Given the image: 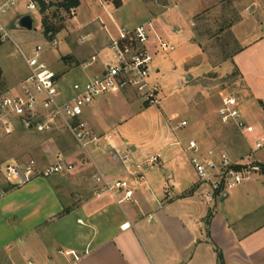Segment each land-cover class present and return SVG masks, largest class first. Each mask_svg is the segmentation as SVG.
Instances as JSON below:
<instances>
[{
    "label": "rangeland",
    "instance_id": "obj_1",
    "mask_svg": "<svg viewBox=\"0 0 264 264\" xmlns=\"http://www.w3.org/2000/svg\"><path fill=\"white\" fill-rule=\"evenodd\" d=\"M60 1L63 0L57 2ZM253 2L257 3V9L248 11ZM26 4L27 0H21L2 17L10 38L0 45V100L9 91L13 92L18 87L16 83L28 72L20 48L32 55L35 46L46 47L53 37L56 38L58 44L45 51L43 57L57 72L59 87L67 95L76 80L91 75L93 69L106 63L110 37L116 36L121 27L151 23L154 48L150 80L152 83L163 82L157 95L158 102L146 101L145 96L130 90L125 95L119 94L118 98L111 95L104 113V129L117 134L115 141L121 144V150H128L131 158L129 169L121 161L120 177L133 178L131 171L136 169L147 176L149 173L160 175L158 170L171 168L176 173H167L170 177L183 175L187 180L193 177L199 180L191 162L197 154L185 153L175 144L160 152L159 163L152 167L145 164L146 159L157 152L150 144L162 132L168 142L179 139L188 145L189 140L194 139L201 151L209 147L225 149L232 159L248 153L250 157L244 160L264 162V147L256 149V140L264 137V129L259 128L260 122L256 118L260 107L248 99L243 77L234 63L241 46L264 33V0H121L119 6L114 0H81L80 6L71 11L59 5L50 7L48 18L39 11H28ZM27 13L34 18L33 30L16 25L17 19ZM199 14L205 19L197 24L195 17ZM46 18L54 27L49 35L45 34L42 24ZM82 36L88 37L84 43L79 42ZM158 36L174 45L175 50L157 48ZM67 54L73 56L75 62L65 64L62 57ZM87 61H92V66L84 67ZM223 92L236 95L245 119L255 126L253 133L248 134V140L233 125H224L218 119ZM95 114V106L86 108L87 120ZM183 120L187 125L180 126ZM57 126L53 133H44L17 123L11 136L0 139V165L11 159L25 162L31 158L41 166L50 165L60 156L73 154L77 159L84 156L101 160V154L93 144L88 145V152L67 129ZM207 126L212 128L213 146L204 143L208 140V135L203 133ZM168 130L169 136L166 135ZM102 142L106 144L105 140ZM133 142L137 146L135 151L130 148ZM259 170L250 180L230 190V194L247 186L264 199L260 191L264 188V175ZM3 180L4 175L0 172V181ZM207 190L208 187L201 184L197 196ZM215 203L209 205L212 207Z\"/></svg>",
    "mask_w": 264,
    "mask_h": 264
},
{
    "label": "crops",
    "instance_id": "obj_2",
    "mask_svg": "<svg viewBox=\"0 0 264 264\" xmlns=\"http://www.w3.org/2000/svg\"><path fill=\"white\" fill-rule=\"evenodd\" d=\"M257 7L253 2L247 9ZM234 63L248 99L260 107L256 118L264 129V33L241 46ZM96 70L78 80L92 77ZM128 92L100 97L91 106L96 114L88 121L101 136L93 144L100 161L73 154L67 156L74 165L72 172L37 177L22 186L0 181V264H70L61 249L78 253L79 264H217L219 252L224 264H264V199L258 192L245 186L221 196L211 207L203 193L197 196L201 185L195 177H170L167 173H176L171 168L145 176L137 165L131 171L133 178L120 177L121 161L106 141L110 132L104 129V113L111 95L118 98ZM211 131L204 128L208 135L204 143L213 146ZM167 140L162 132L150 146L165 151L174 144ZM130 148L137 150L134 142ZM247 156L233 160L243 162ZM100 172L110 180H127L132 198L118 202L123 192L106 191L95 181ZM133 173L144 178L137 180ZM260 191L264 194L263 187ZM127 221L131 226L122 228Z\"/></svg>",
    "mask_w": 264,
    "mask_h": 264
},
{
    "label": "built area",
    "instance_id": "obj_3",
    "mask_svg": "<svg viewBox=\"0 0 264 264\" xmlns=\"http://www.w3.org/2000/svg\"><path fill=\"white\" fill-rule=\"evenodd\" d=\"M20 1L0 0V45L10 38L2 17ZM57 1L27 0L26 8L30 12L42 13L43 4L49 5ZM150 27H152L151 23L140 24L133 28L121 27L116 36L110 37L106 63L101 65L92 77L75 81L71 86V93L67 95L59 87L57 72L43 57L45 51L58 44L57 39L53 37L46 47L38 44L34 47L32 55H27L18 46L25 59L28 74L20 86L13 92L6 93L0 100V139L11 136L15 132L17 123L25 127L32 124L34 130L44 133H53L58 128L57 125H61L74 136L84 150L89 152L88 145L98 143L101 136L93 131L87 120L86 108L91 107L100 97L132 90L145 96L146 101L158 102L157 95L162 90L163 82L152 83L150 80L152 48H154L151 45L153 39ZM87 38L82 36L79 42L84 43ZM158 42L157 48L163 51L175 50L174 45L159 36ZM92 64V61H87L84 67ZM218 118L224 125H233L245 136L252 134L255 128L245 119L239 99L230 92L221 94ZM185 125L187 121L183 120L180 126ZM116 135V133L107 134L106 141L116 152L119 160L129 167L131 158L128 150L120 149L114 141ZM174 144L180 146L185 153L191 151L197 154L191 158V162L199 178L198 184H205L208 187L203 197L209 203H213L218 196L226 195L260 169L257 163L250 159L243 162L233 160L225 149L210 147L201 151L199 143L194 139L189 140L188 145H184L179 139ZM263 147L264 137L258 138L256 149ZM249 157L248 155L247 159ZM159 161L160 152H153L146 159L145 164L152 167ZM73 170L74 165L65 156H60L53 164L45 166H41L34 158L25 162L11 159L0 165V172L4 175L5 181L12 186H22L37 177L47 178ZM133 175H136L137 180L144 178L143 174L133 173ZM95 181L102 183L105 190L113 195L123 192V196L117 199L118 202L131 199L133 196V188L127 180H110L100 172L95 175ZM130 226L131 223L127 221L123 223L122 228ZM59 253L68 256L71 259L70 264H79L81 256L75 251L61 249Z\"/></svg>",
    "mask_w": 264,
    "mask_h": 264
},
{
    "label": "trees",
    "instance_id": "obj_4",
    "mask_svg": "<svg viewBox=\"0 0 264 264\" xmlns=\"http://www.w3.org/2000/svg\"><path fill=\"white\" fill-rule=\"evenodd\" d=\"M114 1H115V5H117V6H119L121 4V0H114ZM80 4H81V0H63L60 2H52L49 5L43 4L41 6V11L43 14H46V17L48 18L49 14H47L48 13L47 10L52 6L59 5V6L63 7L66 11H71L72 9H74V8L76 9L77 7H79ZM52 16H54V13H52ZM47 18L42 21V24H43L45 34L49 35V32L54 30L53 29L54 27H53V24H51ZM204 19H205L204 16L201 14H199L195 17L197 24L201 23ZM230 23H232V21ZM219 31H222V30L220 29ZM63 59L68 64H69V62H75V58L71 55L64 56ZM1 75H2V68L0 67V78H1ZM256 163L260 168L259 171L264 175V162H256ZM190 192H192V190ZM217 264H224V258H223V255L221 252H219V261Z\"/></svg>",
    "mask_w": 264,
    "mask_h": 264
},
{
    "label": "water",
    "instance_id": "obj_5",
    "mask_svg": "<svg viewBox=\"0 0 264 264\" xmlns=\"http://www.w3.org/2000/svg\"><path fill=\"white\" fill-rule=\"evenodd\" d=\"M16 25L22 28H26L28 30H33L34 28V20L33 17L30 14H25L23 16H20L17 21ZM32 124H28L27 128L32 129Z\"/></svg>",
    "mask_w": 264,
    "mask_h": 264
}]
</instances>
